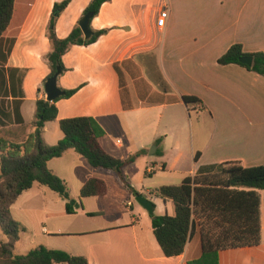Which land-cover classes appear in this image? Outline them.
<instances>
[{
	"label": "crops",
	"instance_id": "1",
	"mask_svg": "<svg viewBox=\"0 0 264 264\" xmlns=\"http://www.w3.org/2000/svg\"><path fill=\"white\" fill-rule=\"evenodd\" d=\"M64 1L15 0L0 39V135L5 138L22 142L34 132L36 103L47 100L44 86L51 74L47 27L55 4ZM92 1H71L56 24L59 39L79 26ZM91 28L108 33L93 45L70 47L63 57L66 71L58 87L77 92L56 103L58 120L43 133L47 146L64 137L59 121L95 119L105 132L108 154L126 161L141 153L124 175L153 203L156 216L173 214L171 200L157 196L161 187L179 186L206 167L264 166V78L219 64L235 45L247 54H264V0H111ZM184 97L202 104L186 105ZM48 167L65 182L77 212L68 215L66 202L47 187L36 184L23 193L11 214L25 230L13 210L41 223L46 240L39 246L84 257L88 264H203L198 228L181 256L164 257L150 215L135 209V196L117 173L92 168L74 150ZM127 169L142 171V182H132ZM91 179L103 181L106 194L79 201ZM24 194L26 201L18 205ZM259 194L263 215L264 192ZM37 200L45 203L40 215L23 213L38 211L30 207ZM217 264H264V243L222 251Z\"/></svg>",
	"mask_w": 264,
	"mask_h": 264
},
{
	"label": "trees",
	"instance_id": "2",
	"mask_svg": "<svg viewBox=\"0 0 264 264\" xmlns=\"http://www.w3.org/2000/svg\"><path fill=\"white\" fill-rule=\"evenodd\" d=\"M71 1L55 4L47 27V37L52 46L46 58L51 70L49 78L57 73L58 68L61 75L66 71L63 57L70 47L93 45L108 33L107 30L93 31L91 28L93 36L85 40L78 26L66 39H59L56 24ZM110 1L93 0L84 16L91 13L94 19L102 6ZM14 6L15 0H0V39L10 25ZM242 58H252V67L240 63ZM219 64L238 65L264 78V54L244 53L240 45L233 46L219 60ZM62 92L64 96L56 102L40 100L36 103L35 121L30 125L34 132L25 141L17 142L0 135V228L7 237L6 242H0V264H88L84 257L45 246H39L25 255L15 254V247L25 229L13 218L11 207L34 185L47 187L58 194L66 202L67 214H76L77 201L71 198L65 182L48 167L50 161L62 158L70 150L85 158L92 168L117 173L133 196L140 195L129 185L124 169L133 164L141 153L126 161L108 154L102 143L105 132L95 119L81 117L59 121L63 139L53 147L46 145L44 129L48 123L58 120L56 103L71 98L77 90ZM183 100L186 105L202 104L193 97H184ZM199 156H196V161ZM259 191L264 192V166L244 168L239 163L206 167L196 175L186 177L179 186L161 187L156 191L157 196L171 200L173 214L150 218L164 257L181 256L197 228L201 234L203 264H217V256L222 251L260 246L264 243V213H261ZM106 192L103 181L91 179L81 189L79 201L102 197Z\"/></svg>",
	"mask_w": 264,
	"mask_h": 264
},
{
	"label": "rangeland",
	"instance_id": "3",
	"mask_svg": "<svg viewBox=\"0 0 264 264\" xmlns=\"http://www.w3.org/2000/svg\"><path fill=\"white\" fill-rule=\"evenodd\" d=\"M55 125L56 124H53L52 127L53 128L56 127ZM47 140L49 143L52 141L50 135H48ZM128 170L129 169L126 170L127 172L125 171V174L129 173L131 175L132 182L140 184V182H142V180L144 179V176L142 175L144 173H142V171H140L139 169H136L132 172H130ZM25 201H26V194H24L23 198H21L18 205L22 204ZM132 203H133L135 209H140L139 205L135 201V198L134 199L132 198ZM43 204H45V203H43V201L37 200L36 202H34V205H31L30 207L33 209L38 208V209H36L38 211L23 212V213H39V215H40V213H42V208L45 206ZM39 209H40V211H39ZM13 215L15 216V218L17 220H19L21 223H24L25 226L27 227L25 232L22 234L21 241L15 247V252L17 255H25L28 252H30L31 250L38 248V246L40 244H42L46 239H45V236L43 235V233L40 229L41 223L37 224L36 223L37 219H33V215L27 218V216H24L23 214H21V211H18V210H13ZM40 220H41V217H40ZM33 226H35L34 229H33ZM3 241L6 242L7 237L2 233V230L0 228V242H3Z\"/></svg>",
	"mask_w": 264,
	"mask_h": 264
},
{
	"label": "water",
	"instance_id": "4",
	"mask_svg": "<svg viewBox=\"0 0 264 264\" xmlns=\"http://www.w3.org/2000/svg\"><path fill=\"white\" fill-rule=\"evenodd\" d=\"M93 19V14L88 13L79 22V28L82 31L85 40H89L93 36V31L91 30V21ZM240 63L246 65L248 67H252L253 59L252 58H242ZM61 75V69H57V73L50 77L45 83V93L47 97V101L53 103L58 99L64 96V92L58 87V78ZM136 203L146 210V212L150 215H154V205L151 201H149L145 196L139 195L135 197Z\"/></svg>",
	"mask_w": 264,
	"mask_h": 264
},
{
	"label": "built area",
	"instance_id": "5",
	"mask_svg": "<svg viewBox=\"0 0 264 264\" xmlns=\"http://www.w3.org/2000/svg\"><path fill=\"white\" fill-rule=\"evenodd\" d=\"M149 170H150V173L153 171V169H151V168Z\"/></svg>",
	"mask_w": 264,
	"mask_h": 264
}]
</instances>
